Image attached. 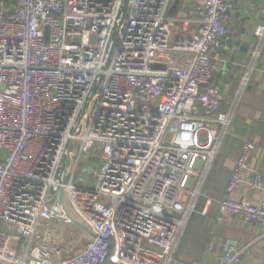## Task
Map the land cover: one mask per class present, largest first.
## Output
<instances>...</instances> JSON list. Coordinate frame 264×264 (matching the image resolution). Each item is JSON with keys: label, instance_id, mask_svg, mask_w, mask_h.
<instances>
[{"label": "built area", "instance_id": "built-area-1", "mask_svg": "<svg viewBox=\"0 0 264 264\" xmlns=\"http://www.w3.org/2000/svg\"><path fill=\"white\" fill-rule=\"evenodd\" d=\"M173 1L0 0V264H137L145 243L180 264L264 22L223 109L232 0H185L170 17ZM255 148L241 139L218 214L264 230V202L233 198L245 173L264 189ZM222 247L217 264H242Z\"/></svg>", "mask_w": 264, "mask_h": 264}, {"label": "crops", "instance_id": "crops-1", "mask_svg": "<svg viewBox=\"0 0 264 264\" xmlns=\"http://www.w3.org/2000/svg\"><path fill=\"white\" fill-rule=\"evenodd\" d=\"M185 6V0H174L172 13L184 15ZM227 19L229 34L216 57L220 73L215 76L223 91V109L248 63L257 39V27L264 22V0H232ZM228 67L230 70L226 72ZM243 137L256 146L251 154L250 168L264 175V47L188 224L187 235L177 255L180 264H217L223 254L222 246L228 242L241 249L242 264H264V230L257 225L242 224L229 215L218 214V202L225 195ZM248 176L245 173L233 198L252 204L264 202V189H249ZM206 200L210 202L206 213L202 214ZM161 252L158 246L145 243L137 264H158ZM107 264L118 263L108 260Z\"/></svg>", "mask_w": 264, "mask_h": 264}, {"label": "rangeland", "instance_id": "rangeland-1", "mask_svg": "<svg viewBox=\"0 0 264 264\" xmlns=\"http://www.w3.org/2000/svg\"><path fill=\"white\" fill-rule=\"evenodd\" d=\"M168 16H170V17L176 16L175 14L172 13V7H171V9L169 8ZM65 203H66L65 205H66V208H67V211H68L69 215L70 216H75L74 213H73V211H72V209H71V207L68 205L66 199H65Z\"/></svg>", "mask_w": 264, "mask_h": 264}, {"label": "water", "instance_id": "water-1", "mask_svg": "<svg viewBox=\"0 0 264 264\" xmlns=\"http://www.w3.org/2000/svg\"><path fill=\"white\" fill-rule=\"evenodd\" d=\"M59 201H60V202L62 201V194H61V193H59ZM74 223H75L77 226H80L79 223H77V222H75V221H74Z\"/></svg>", "mask_w": 264, "mask_h": 264}]
</instances>
